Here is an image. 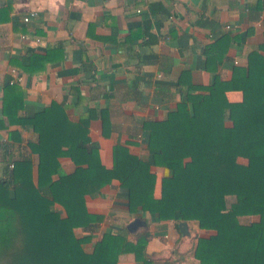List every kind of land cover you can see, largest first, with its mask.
<instances>
[{"label":"crops","instance_id":"obj_1","mask_svg":"<svg viewBox=\"0 0 264 264\" xmlns=\"http://www.w3.org/2000/svg\"><path fill=\"white\" fill-rule=\"evenodd\" d=\"M30 12L36 15L24 23ZM252 51L264 55V0H0V142L10 144V162L27 158L35 171L39 145L33 128L19 120L55 103L69 120H86L90 144L105 167H112L116 145L147 161L144 122L175 120L181 89L208 93L219 102L224 81L235 74L245 78ZM28 54L34 55L30 61L23 58ZM227 97L238 102L242 93L233 90ZM59 162L63 172L74 170L69 157ZM150 169L159 196L169 170ZM2 170L0 162V175ZM9 191L12 207L27 203L15 189ZM86 206L102 219L85 250L103 232L129 236L127 226L135 218L128 190L117 179L89 195ZM137 213L151 233L148 253L169 258L177 249L187 253L181 264H199L190 249L197 233L209 231L190 221L183 232L176 216L160 220L157 214ZM74 233L88 234L80 227ZM118 264H143L132 242Z\"/></svg>","mask_w":264,"mask_h":264},{"label":"trees","instance_id":"obj_2","mask_svg":"<svg viewBox=\"0 0 264 264\" xmlns=\"http://www.w3.org/2000/svg\"><path fill=\"white\" fill-rule=\"evenodd\" d=\"M233 90L242 93L241 101L228 99ZM220 93L215 102L208 93L181 89L175 120L143 124L149 160L116 145L111 168L90 144L86 120H69L61 105L20 119L33 128L38 160L35 171L27 158L10 162V144L0 142V264H118L130 242L143 264H181L187 253L177 249L169 258L147 252L151 233L138 210L160 220L176 216L179 228L195 221L209 231L197 233L190 249L199 264H264V55L250 52L245 78L233 75ZM8 106L4 113L12 122ZM63 156L72 160V172L62 171ZM152 165L169 170L159 196ZM113 179L128 190L130 215L143 223L129 236L103 232L87 251L102 216L88 210L86 199ZM10 188L27 203L12 207ZM77 227L88 234L77 237Z\"/></svg>","mask_w":264,"mask_h":264},{"label":"water","instance_id":"obj_3","mask_svg":"<svg viewBox=\"0 0 264 264\" xmlns=\"http://www.w3.org/2000/svg\"><path fill=\"white\" fill-rule=\"evenodd\" d=\"M141 223L143 222L139 218H135L131 222H129L127 228L130 231H134ZM181 225H182V231L184 232L186 230L187 224L185 222H182Z\"/></svg>","mask_w":264,"mask_h":264},{"label":"built area","instance_id":"obj_4","mask_svg":"<svg viewBox=\"0 0 264 264\" xmlns=\"http://www.w3.org/2000/svg\"><path fill=\"white\" fill-rule=\"evenodd\" d=\"M35 15H36L35 12H30L29 14H26V15L23 17V22H24V23H28V22H30V19H31L33 16H35ZM226 28H230V26H226ZM22 38L26 39L27 36L24 34V35H22ZM37 41H38V39H37ZM16 79H17V80H20V77H17ZM12 166H13V164L11 163V164H10V167H12Z\"/></svg>","mask_w":264,"mask_h":264},{"label":"rangeland","instance_id":"obj_5","mask_svg":"<svg viewBox=\"0 0 264 264\" xmlns=\"http://www.w3.org/2000/svg\"><path fill=\"white\" fill-rule=\"evenodd\" d=\"M249 219L248 218H243L242 221H248Z\"/></svg>","mask_w":264,"mask_h":264}]
</instances>
